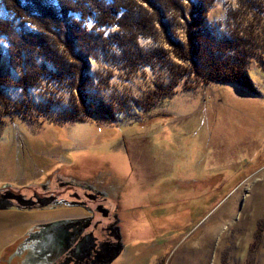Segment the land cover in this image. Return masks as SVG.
<instances>
[{
	"label": "rangeland",
	"instance_id": "1",
	"mask_svg": "<svg viewBox=\"0 0 264 264\" xmlns=\"http://www.w3.org/2000/svg\"><path fill=\"white\" fill-rule=\"evenodd\" d=\"M235 4L236 0H212L203 14L197 5L195 21L191 18L189 23L192 43L197 44L206 30L216 46L226 41L223 52L232 55L237 45L230 38L236 28L232 29L229 13ZM0 16L14 21L15 27L33 29L7 16L1 6ZM169 20L173 26L180 24L177 18ZM89 22L87 27L95 34L94 23ZM97 29L102 37L117 31L112 25ZM186 31L171 35L183 43ZM144 35L137 36L135 45L144 52L158 42L166 43L169 51L173 47L163 31L157 30L153 39ZM9 51L0 35V76L9 79L1 87L9 107L7 112L0 109V202L12 194L10 190L31 193L28 187L48 176V191L55 189L64 198L73 195L70 191L83 190L76 182L74 187L66 184L70 180L100 182L96 184L109 186L107 191L114 196L108 206H118V245L108 254V260L116 254L114 264H246L251 259L250 264H264L260 49L245 59L246 83L254 91L249 92L229 83H201L195 74L200 70L193 65L188 66L192 76L172 79L157 55L132 71L133 58L124 52L114 46L96 48L82 62L81 79H88L89 93L81 90L80 96L44 80L26 91L15 86L21 63L12 65ZM37 62L42 61L36 58ZM171 83H176L174 95L154 98ZM98 102L103 107L95 115L92 109ZM15 105L22 112L11 110ZM37 105L45 106L43 112L48 109L50 116L41 114ZM110 108L118 111L114 117H101ZM72 109L78 115L62 120ZM66 214L80 213L24 212L0 203V264H32L25 249L14 259L9 255L22 249L20 241L41 248V231L35 225ZM253 243L257 249L250 256Z\"/></svg>",
	"mask_w": 264,
	"mask_h": 264
},
{
	"label": "trees",
	"instance_id": "2",
	"mask_svg": "<svg viewBox=\"0 0 264 264\" xmlns=\"http://www.w3.org/2000/svg\"><path fill=\"white\" fill-rule=\"evenodd\" d=\"M210 2L212 0H0V6L7 16L18 20L19 24H29L33 28L23 30L20 25L15 27L14 21L10 22L7 17L0 16V35L6 38L9 49H12L9 51L10 55L13 53L9 62L15 65V61L20 60L21 74L15 86L23 91L39 87L44 80L65 86L79 96L81 90L89 93L88 79H81L84 70L82 62L87 60V56H93L94 49L114 46L124 52L127 58H133L130 64L132 71L138 68L136 64H144L148 59L158 56L160 67L166 68L172 79L178 76H192L188 66L193 65L195 69L200 70V75L195 74L201 83H229L254 92L246 83L249 74H245V59L252 57L256 49H260L264 54V0H236L235 7L229 13L232 29L236 28L230 38L235 46L237 45L232 48V55L223 52L226 41L216 46L215 42L207 37L206 30L202 36L197 37V44L192 43L189 23L192 19L195 21L193 11L200 5L198 10L203 14L205 5ZM171 17L180 21L179 26L172 25L169 20ZM181 20L184 21V26ZM89 21L94 23L95 34L92 33L94 30L87 27ZM111 25L117 27V31L102 37V32L97 28ZM157 30H160V33L163 31L171 42L173 47L170 51L163 42H158L156 47L146 50L147 54L142 48L135 46L138 35L146 33L144 36L153 39L155 36L152 35ZM175 30L181 34L187 30L188 37L183 43L182 40L177 42L173 39L171 34ZM124 42H132V47L125 46ZM36 58L42 62L35 63ZM44 63L49 64L51 69L45 67ZM260 67L264 72V63ZM6 78L0 76V109L3 108L7 112L9 105L1 93L2 85L8 84L9 79ZM175 84L171 83L167 89L160 88L154 98L159 94L160 98L174 95ZM100 104L101 102L96 103L98 108L95 105L92 109L95 115L98 109L103 107ZM16 106L11 110L22 112L20 107L16 109ZM71 106L77 109L73 104ZM44 108L43 105H37L41 114L46 112L45 115L50 116L48 109L43 112ZM75 109H72L69 116H63L62 120L78 115ZM107 111L102 114L103 118L108 115L114 117V113L118 112L111 108ZM42 119L47 121L46 117ZM257 235L259 233L255 234L256 237ZM253 248L257 249L256 243L250 246V256H255ZM251 261L254 262L251 259L246 264Z\"/></svg>",
	"mask_w": 264,
	"mask_h": 264
},
{
	"label": "flooded vegetation",
	"instance_id": "3",
	"mask_svg": "<svg viewBox=\"0 0 264 264\" xmlns=\"http://www.w3.org/2000/svg\"><path fill=\"white\" fill-rule=\"evenodd\" d=\"M50 177H46L45 182H39L33 188L28 187L31 189L29 194H18L17 190H10L12 194L4 196L6 199L0 203H5L9 210L25 212L69 209L70 214V211L76 209L81 215H74L76 213L66 214L65 217L59 215L38 223L35 226L40 229L37 231H41L39 234L43 240L39 245H42L41 248L20 241L18 246L22 249L12 252L9 257L14 259L25 249L26 256H30L28 258L32 264H114L116 258L110 261L108 254L118 245L115 236L118 206L114 204L108 206L114 198L107 191L109 186L96 184L100 182L70 180V183L66 182V184L74 187L77 183L83 190L79 188L81 194H78L77 190L67 189L73 195L64 198L58 196L55 189L48 191ZM27 194L28 196H25Z\"/></svg>",
	"mask_w": 264,
	"mask_h": 264
},
{
	"label": "bare ground",
	"instance_id": "4",
	"mask_svg": "<svg viewBox=\"0 0 264 264\" xmlns=\"http://www.w3.org/2000/svg\"><path fill=\"white\" fill-rule=\"evenodd\" d=\"M9 47V46H8ZM114 92V91H113ZM95 94V93H94ZM123 100V99H122ZM114 108V107H113ZM135 109V108H134ZM71 112V111H70ZM97 114V113H96ZM104 114V113H103ZM102 117V116H101ZM78 119V118H77ZM106 119V118H105Z\"/></svg>",
	"mask_w": 264,
	"mask_h": 264
},
{
	"label": "water",
	"instance_id": "5",
	"mask_svg": "<svg viewBox=\"0 0 264 264\" xmlns=\"http://www.w3.org/2000/svg\"><path fill=\"white\" fill-rule=\"evenodd\" d=\"M116 256V254L110 259V261Z\"/></svg>",
	"mask_w": 264,
	"mask_h": 264
}]
</instances>
